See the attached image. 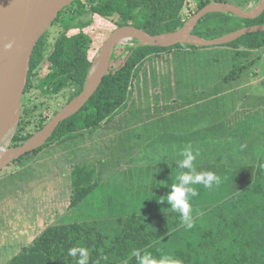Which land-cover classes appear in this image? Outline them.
I'll list each match as a JSON object with an SVG mask.
<instances>
[{
	"label": "trees",
	"instance_id": "1",
	"mask_svg": "<svg viewBox=\"0 0 264 264\" xmlns=\"http://www.w3.org/2000/svg\"><path fill=\"white\" fill-rule=\"evenodd\" d=\"M259 1L200 0L192 8L191 0H76L70 7L79 4L76 7L79 12H60L54 20L65 13L62 20L66 28L47 60L44 58V36L36 45L29 63V76L48 69L49 77L61 78L55 92L60 93L63 87H67L70 101L82 92L97 53L116 29L132 26L156 36L179 30L210 3H229L249 10ZM82 19L86 21L80 25ZM100 21L106 25L100 27ZM260 25H264V12L253 20L241 19L232 14H209L197 24L193 34L210 40ZM212 27L214 30L208 31ZM212 32L213 35H210ZM133 41V45L137 44L136 40ZM240 41L244 42L246 49H264V32L244 35L231 44ZM181 46L196 48L184 44ZM170 48H135L132 45L114 48L110 74L103 78L90 100L75 115L64 120L44 146L15 162L50 143L85 137L105 126L127 108L134 77L142 65L153 57V51ZM244 67L233 69L224 77V81L239 78ZM30 85L29 80L25 94ZM44 123L41 122L32 132L26 133V126L20 121L11 138V147L25 142ZM242 147L241 154L240 150L236 152L242 158H234L229 154L232 160L228 159L225 164L232 165L238 172L247 168L249 175L245 180L241 179L238 185V180L233 178L236 170L229 171L221 167L223 171L218 175L221 178L220 185L201 191L199 201L190 200L191 228L182 222L179 213L165 210L169 208L166 201L159 203L154 200L161 194L163 196L162 192L150 193L151 200L143 205L138 201L137 205H128L136 198L134 193L140 196L146 193L144 187L148 180L144 179L149 175L147 168L133 167L129 177L135 179V187L119 190L122 196L116 199L113 196V191L118 192L116 185L110 194L107 193L105 180L109 176L103 168L99 171L90 165H76L70 175V198L64 212L37 234L30 244L19 248L7 264H77L79 257L68 255L72 247L88 250V264H138L132 256L134 249L142 253L150 252L157 260L169 255L180 264H264V132L251 140L248 146ZM218 159V164L225 165L224 158ZM151 174L152 177L158 175L155 172ZM168 174L171 177L170 171ZM136 186H139V192ZM216 187L220 192H216ZM224 187L227 188L226 192ZM215 192L220 196L221 193H227V196H221L219 202H213L208 195Z\"/></svg>",
	"mask_w": 264,
	"mask_h": 264
},
{
	"label": "rangeland",
	"instance_id": "2",
	"mask_svg": "<svg viewBox=\"0 0 264 264\" xmlns=\"http://www.w3.org/2000/svg\"><path fill=\"white\" fill-rule=\"evenodd\" d=\"M191 2L194 8L200 0H191ZM85 21L82 19L79 24ZM100 23V27L106 25L105 22L100 21ZM207 30H205L206 33L214 29L212 27ZM61 32L62 30L57 26L49 27V31L44 35L45 60L53 52ZM210 35H213V32ZM133 42L129 41L121 46L133 45ZM240 42L233 45L231 42L202 48L179 44L169 50H154L153 57L142 65L134 77L127 108L120 111L105 126L91 135L86 134L85 137L50 143L40 151L27 155L1 170L0 264H7L19 248L30 244L37 234L54 223L64 212L70 198V175L76 165H90L99 171L103 168L109 176L105 180L107 193L110 194L116 185L118 192L113 191L116 199L122 196L119 195L121 192L119 190L135 187V179L129 177L133 167L147 168L149 175L144 179L148 180L144 187L146 193L141 196L139 193H134L136 198L128 205H137V201L143 205L151 200L150 193L154 191L164 193L163 196L166 198L170 192L168 186L176 182V175L181 171L175 167L170 169L171 166L167 167V163L171 164L170 162L176 161L177 157L183 159L177 154L178 149L183 150L189 145L186 142L183 145L172 144L171 152L166 145L164 147L160 135L164 125L173 126L171 121L186 120L188 124L194 121L197 126L203 125L200 131L215 126L214 130H206L211 133V136L200 140L201 146H195L197 150L200 149V155L198 160L194 161V166L198 173L221 174L222 166L214 159L224 158L225 164L229 156L238 157L236 150L243 152L242 145L229 146V143H225L222 137L224 123L221 118L224 115L230 117L235 114L232 121L229 123L225 121V124L231 127L238 126L242 132L247 128V125L243 123L245 115L251 124L246 134H250L258 125L255 121L257 112L247 110L245 114L243 111L236 114V111L240 105L243 106L242 110L250 107L244 103L243 96L246 95L244 86L247 84L246 79L249 75L256 72L264 73V49H246L244 42ZM248 63L251 65L247 66ZM240 67H244V70L239 78L221 80L222 76H227L233 69ZM46 70H39L37 75L34 74L31 77L30 88L22 99L20 121L26 126V133L32 132L43 121L46 124L55 111H59L69 102L67 87H63L60 93L55 92L61 78L49 77L47 74L49 70ZM212 96L216 99L213 100ZM248 100L249 97H246L245 101ZM193 104L199 107L192 114L190 112L192 108L189 106ZM261 106L263 105L256 107ZM202 107L210 109L208 115L205 116L202 113ZM223 109L230 112L223 114ZM202 114L205 118H201ZM261 116H263L262 113ZM189 130V128L186 130L182 128L180 134L185 137L187 136L185 131ZM147 133L153 134L150 143L149 139L145 138ZM136 134L141 136L137 137ZM191 147L196 151L194 146ZM165 150H168V153L164 152ZM229 166H231L229 171L236 170L233 178L238 180L237 183L241 179L245 180L249 175L247 168L238 172V169H234L232 165ZM164 168H168L171 177ZM154 172L158 174L156 177H152L151 173ZM136 187L139 192V186ZM205 189L203 185H197L198 194L191 200L199 201L200 193ZM224 189L226 192L227 188L224 187ZM216 192H220L217 187ZM216 192L208 195L213 202H219L221 196H227V193H221L220 196ZM152 195L154 198V194ZM163 196L161 194L154 200L158 201Z\"/></svg>",
	"mask_w": 264,
	"mask_h": 264
},
{
	"label": "water",
	"instance_id": "3",
	"mask_svg": "<svg viewBox=\"0 0 264 264\" xmlns=\"http://www.w3.org/2000/svg\"><path fill=\"white\" fill-rule=\"evenodd\" d=\"M76 0H0V145L11 133H15L20 121L22 99L29 76V63L36 45L46 34L60 11ZM264 12V0L249 10L234 4L210 3L192 16L175 32L150 36L132 26L116 29L97 53L82 92L66 103L39 131L17 147L0 152V171L22 156L44 146L56 128L75 115L94 95L103 78L110 74L113 49L123 40H136L135 48L150 46L169 48L184 44L195 47H211L229 44L244 35L264 32V25L242 28L215 39L194 35L197 24L209 14H232L238 18L253 20ZM14 135V134H13Z\"/></svg>",
	"mask_w": 264,
	"mask_h": 264
},
{
	"label": "crops",
	"instance_id": "4",
	"mask_svg": "<svg viewBox=\"0 0 264 264\" xmlns=\"http://www.w3.org/2000/svg\"><path fill=\"white\" fill-rule=\"evenodd\" d=\"M224 77L225 76H222L221 80L224 81ZM246 82H247V84H245V86H244L246 95H244L243 98H244L245 105L248 104V106H250V107H248L246 109L244 108L242 110L243 106L240 105L237 108L238 110L236 111V114H239L242 111L245 114L248 112L247 110H251L253 113L255 111L258 113L257 120H255L258 122V123H256L258 125H256L255 129H253L250 132V134H246V132L250 129L251 124H249L250 121L245 117V115L243 118V123L247 125V128H246V130H244L242 132H241V130H239L238 126L231 127V126L226 125L227 123L232 121L235 114L231 115L230 117H229V115H226V116L224 115V117L221 118V119H223V123H224V127H223L224 132H223L222 137L225 139L226 144L229 143L228 144L229 146H232L234 144H238V145H242V146L243 145L248 146L251 143V140L257 139L264 132V73L256 72L254 74H251L246 79ZM212 97H213V100L216 99V97H214V96H212ZM246 97H249L248 101H245ZM194 103H196V102H194ZM259 105H263V106L256 107ZM189 107L192 108V110H190V112L193 114L194 111L196 109H198L199 106L193 104V105H190ZM203 108H204V110H202ZM202 109H201L202 113H204L205 116L208 115L210 109L206 108V107H202ZM217 109H219V108L217 107ZM222 112H223V114H226V112H230V111H225L223 109ZM261 113L263 114V116H261ZM204 115L202 114L201 118H205ZM189 117H192V116H189ZM225 121L227 122L226 124H225ZM171 122L173 123V126L164 125L162 128V134L160 135L162 144L164 145V147L166 145L167 149H169L170 152H171L170 148H171L172 144L183 145L186 142L187 144L194 146V149L196 151H199V153H200V149L197 150V147H195V146H201L200 140H204L205 138H209L211 136V133L206 131V130H214V127H215L213 125L211 127L204 128L205 130L203 129L202 131H200L199 129L202 128L203 125L197 126L194 121L189 122V124L187 123L186 120H182L180 122H174V121H171ZM182 128H184V130H186L188 128L190 129L189 131H185V133L187 134V136H185V137L180 134ZM176 133H178V134L176 135ZM240 133L244 134V136ZM136 136L139 137L141 135L136 134ZM145 136H146L145 138L149 139V143H150L151 139L153 137V134L147 133ZM221 142H219V143H221ZM215 144H217V143H215ZM181 151H183L182 148H181V150L179 148L177 154H179V152H181ZM164 152L168 153V150H165ZM193 152H195V151L193 150ZM235 152H238V150H236ZM229 154H231V153H229ZM237 156H238V153H237ZM240 158H242V156L238 157V159H240ZM175 159H176V161L181 160L179 157H177ZM196 160H198V157ZM229 160H232V159L229 157ZM214 161H216V159H214ZM170 163L171 164L167 163L168 164L167 167L171 166L170 169H173L174 167L177 168L175 166V162L172 161ZM230 167L231 166H228V165H222V168H224V169L226 168V170H229ZM167 169L164 168L165 171ZM167 173H168V170H167ZM111 175H115V174H111Z\"/></svg>",
	"mask_w": 264,
	"mask_h": 264
},
{
	"label": "clouds",
	"instance_id": "5",
	"mask_svg": "<svg viewBox=\"0 0 264 264\" xmlns=\"http://www.w3.org/2000/svg\"><path fill=\"white\" fill-rule=\"evenodd\" d=\"M183 159L174 161L175 166L181 169L176 175V182L169 185L170 192L166 198L160 197L159 203L166 201L169 208L165 209L168 212L179 213L182 222L188 228L193 227L192 224V208L190 200L198 194L196 185H203L206 189H211L214 185L219 186L221 183L220 176L212 172L198 173L194 166V161L200 155L199 151L193 152L191 145L186 146L182 152L179 153ZM187 170V171H184ZM71 257H79L77 264H88L89 252L84 247H72L68 251ZM132 256L136 258L138 264H180V262L169 255L162 256L159 260L154 258L150 252L134 249Z\"/></svg>",
	"mask_w": 264,
	"mask_h": 264
},
{
	"label": "flooded vegetation",
	"instance_id": "6",
	"mask_svg": "<svg viewBox=\"0 0 264 264\" xmlns=\"http://www.w3.org/2000/svg\"><path fill=\"white\" fill-rule=\"evenodd\" d=\"M74 3H75V2H74ZM83 4L86 5V2L83 1ZM70 6H71V5H69L68 7L64 8V9H63L62 11H60V12H79L78 10L76 11V7L78 8L79 4H76V5L72 6V7H70ZM64 14H65V13H64ZM64 14H62V17L65 16ZM62 17H60V18H58L56 21H54V22L52 23V25L50 26V28L57 26V27H59V28L62 30L61 33H63V32L65 31V28H66V27L63 25ZM48 31H49V29H48ZM48 31H47V32H48ZM47 32H46V34H47ZM25 95H26V94H25ZM21 113H22V112H21ZM53 116H54V115H53ZM53 116H52V117H53ZM10 144H11V141H10ZM10 144H9L8 147H10Z\"/></svg>",
	"mask_w": 264,
	"mask_h": 264
},
{
	"label": "bare ground",
	"instance_id": "7",
	"mask_svg": "<svg viewBox=\"0 0 264 264\" xmlns=\"http://www.w3.org/2000/svg\"><path fill=\"white\" fill-rule=\"evenodd\" d=\"M125 42H129L128 40H123L121 43H125ZM13 132H11L3 141H2V143H1V145H0V152H3V151H5L7 148H8V146H9V144H10V141H11V138H12V136H13Z\"/></svg>",
	"mask_w": 264,
	"mask_h": 264
}]
</instances>
